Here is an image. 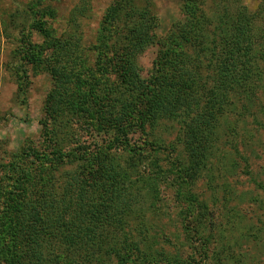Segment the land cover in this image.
Returning <instances> with one entry per match:
<instances>
[{
  "label": "rangeland",
  "instance_id": "obj_1",
  "mask_svg": "<svg viewBox=\"0 0 264 264\" xmlns=\"http://www.w3.org/2000/svg\"><path fill=\"white\" fill-rule=\"evenodd\" d=\"M116 2L0 0V156L8 152L10 162L14 153L29 147L31 153L44 155L40 162H22L24 177L33 182L36 175L39 185L52 191L61 192L75 164L59 165L57 156L52 158L54 148L42 137L41 120L48 116L47 100L55 86L43 69L51 51L43 50L40 28L55 29L59 35L69 29L73 37L77 33L85 58L82 78L113 81L117 74L111 70L108 51L114 26L109 25L108 12ZM132 5V20L153 21V15L156 19L153 41L137 57L138 76L145 84L158 75L157 61L166 38L174 39L192 58L199 55L196 63L201 74L213 77L220 63L213 51L222 52L223 41L233 31L225 8L233 13L246 5L264 15V0H132ZM121 25H129V19ZM259 25L264 27V16ZM258 65L261 71L254 87L234 96V113L220 116L201 166L193 164L184 148L176 118L147 121L144 127L136 124L127 131L128 140L111 146L124 153L122 163H130L139 191L117 234L128 264H264V60ZM66 118L57 126L61 133L54 139L67 155L77 148L71 144L75 133L90 148L98 143L109 146L118 134L116 129L107 132L97 126L87 132ZM0 181L12 185L11 173L4 171ZM21 183L13 185L14 191L21 193ZM6 228V241H10L14 233L10 226ZM78 263L101 264L82 258Z\"/></svg>",
  "mask_w": 264,
  "mask_h": 264
},
{
  "label": "trees",
  "instance_id": "obj_2",
  "mask_svg": "<svg viewBox=\"0 0 264 264\" xmlns=\"http://www.w3.org/2000/svg\"><path fill=\"white\" fill-rule=\"evenodd\" d=\"M116 1L108 12L109 25L114 26L108 51L114 65L111 70L117 74L113 81L82 78L80 67L85 58L77 33L73 37L69 29L59 35L55 29L40 28L43 50L51 51L43 60V69L55 86L47 100L48 116L41 120L42 137L54 148L52 158L57 156L59 165L70 162L75 166L59 193L40 186L36 175H32L33 182L24 177L23 161L44 159L38 152L31 153L32 147L14 153L10 162L8 152L6 157L0 156V174L11 173L13 182L6 186L0 181V264H79L80 258L112 264V257L118 261L115 264H128L118 247L117 234L134 209L139 191L130 163H122L124 153L113 151V143L128 140L127 131L136 124L144 127L147 121L176 118L181 122L184 148L193 164L201 166L220 116L234 113V96L246 94L247 87L259 78L258 62L264 60L261 9L251 12L241 5L229 13L225 8L224 16L231 14L233 31L223 41V51L216 47L213 51L220 62L213 77L201 74L196 63L199 55L192 58L174 39L166 38L157 61L158 75L153 83L145 84L138 76L137 57L152 43L156 19L153 15V21L132 20V0ZM126 18L129 25H121ZM63 117L87 132H94L89 129L97 126L107 132L116 129L118 134L109 146L98 143L90 148L75 133L71 144L77 148L67 155L54 139L59 136L57 126ZM19 182L21 193L13 188ZM8 226L14 233L10 241L5 237Z\"/></svg>",
  "mask_w": 264,
  "mask_h": 264
}]
</instances>
